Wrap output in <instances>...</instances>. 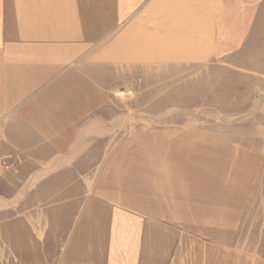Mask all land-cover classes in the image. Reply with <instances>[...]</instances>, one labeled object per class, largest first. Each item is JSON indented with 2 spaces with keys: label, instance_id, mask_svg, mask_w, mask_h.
I'll list each match as a JSON object with an SVG mask.
<instances>
[{
  "label": "crops",
  "instance_id": "0c3cea01",
  "mask_svg": "<svg viewBox=\"0 0 264 264\" xmlns=\"http://www.w3.org/2000/svg\"><path fill=\"white\" fill-rule=\"evenodd\" d=\"M153 66L217 70L226 98L251 106L235 117L264 126V0H0V244L6 222L29 226L47 207L20 208L39 186L108 147L117 90ZM189 161L200 173L186 192L157 188L149 206L139 189L138 207H110L98 223L80 211L59 264H264L244 238L264 160ZM82 228L106 236L83 240Z\"/></svg>",
  "mask_w": 264,
  "mask_h": 264
},
{
  "label": "rangeland",
  "instance_id": "374dc122",
  "mask_svg": "<svg viewBox=\"0 0 264 264\" xmlns=\"http://www.w3.org/2000/svg\"><path fill=\"white\" fill-rule=\"evenodd\" d=\"M218 73L188 66H153L136 72L130 85L115 94L114 139L107 148L93 150L91 157L69 163L25 199L20 208L47 207L27 214L29 226L4 224L0 264H59L58 254L66 252L67 238L80 211H87L86 222L98 223L108 220L110 207H138L142 199L139 189H147L149 206L151 200L152 205L156 203L157 188L169 196L186 192L200 173L198 165L195 169L189 160H264L256 155L264 152V126H255L257 118L250 114L235 117L237 111L251 113V106L247 107V101H229L226 96L231 86L221 84ZM258 122L264 124V117ZM112 142L115 148L110 147ZM121 160H142L143 164L125 166ZM260 172V194L250 217L253 227L244 230V238L247 247L256 246L263 253L264 161ZM8 215L2 214V219L7 220ZM79 231L83 240H92V236L101 241L106 236L103 228ZM95 245H78L72 251L88 252Z\"/></svg>",
  "mask_w": 264,
  "mask_h": 264
}]
</instances>
